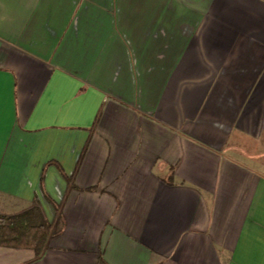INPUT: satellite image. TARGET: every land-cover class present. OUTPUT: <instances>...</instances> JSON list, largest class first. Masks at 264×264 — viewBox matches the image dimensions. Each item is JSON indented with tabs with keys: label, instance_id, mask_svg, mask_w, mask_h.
I'll return each mask as SVG.
<instances>
[{
	"label": "crops",
	"instance_id": "crops-1",
	"mask_svg": "<svg viewBox=\"0 0 264 264\" xmlns=\"http://www.w3.org/2000/svg\"><path fill=\"white\" fill-rule=\"evenodd\" d=\"M35 203L0 264H264V0H0V212Z\"/></svg>",
	"mask_w": 264,
	"mask_h": 264
},
{
	"label": "trees",
	"instance_id": "trees-1",
	"mask_svg": "<svg viewBox=\"0 0 264 264\" xmlns=\"http://www.w3.org/2000/svg\"><path fill=\"white\" fill-rule=\"evenodd\" d=\"M60 217L59 207L54 219L48 221L36 203L19 213L0 212V245L33 249L38 258L58 232Z\"/></svg>",
	"mask_w": 264,
	"mask_h": 264
}]
</instances>
